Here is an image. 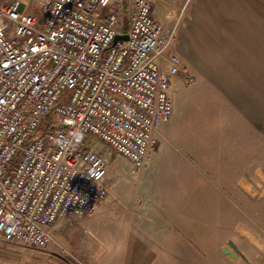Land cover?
<instances>
[{"label": "built area", "instance_id": "2783aa9c", "mask_svg": "<svg viewBox=\"0 0 264 264\" xmlns=\"http://www.w3.org/2000/svg\"><path fill=\"white\" fill-rule=\"evenodd\" d=\"M152 8L132 0L126 18L125 0L0 1L1 240L45 249L57 222L109 197L106 158L87 138L125 157L136 177L145 167L172 114V77L194 80L168 52L176 25ZM72 124L84 139L65 153L53 139Z\"/></svg>", "mask_w": 264, "mask_h": 264}, {"label": "crops", "instance_id": "0c3cea01", "mask_svg": "<svg viewBox=\"0 0 264 264\" xmlns=\"http://www.w3.org/2000/svg\"><path fill=\"white\" fill-rule=\"evenodd\" d=\"M161 9L153 15L166 28L182 12L168 52L194 81L171 98L134 183L53 231L74 234L79 264H264V0ZM159 140L186 149L159 150ZM228 239L248 262L220 251Z\"/></svg>", "mask_w": 264, "mask_h": 264}, {"label": "rangeland", "instance_id": "374dc122", "mask_svg": "<svg viewBox=\"0 0 264 264\" xmlns=\"http://www.w3.org/2000/svg\"><path fill=\"white\" fill-rule=\"evenodd\" d=\"M166 1L167 0H153V11L155 12V9L158 8V12L161 13V4H165ZM125 5V17L128 18L131 14L132 0H125ZM32 9L34 11H37V6L33 4ZM182 18L184 17L182 16V12H180L172 19V23L176 25V36ZM188 83L191 82H184L180 76H176V78L171 83L170 87L171 98H173L174 100L175 98L179 97L180 93L177 91L179 90V88L185 86ZM86 142L90 144L94 143V150H96L106 158L108 166L106 181L110 185V188L114 187L116 190L121 191L122 193L123 190L125 192V189H128L129 186L134 183L132 178H134L135 180L137 178L132 173V166L130 162L122 155L113 152L108 145L101 141H95L91 138H87ZM183 144L184 143H180V145L182 146ZM177 145L179 146V148L181 147L176 142L163 143L161 140H159L157 149L164 150L166 149L165 146L170 149H173ZM183 147L184 149H186L185 144ZM148 166H152L151 161L147 164V167ZM243 227L245 228V226ZM245 230L247 229L245 228ZM61 232L62 231L59 229V226H57L56 229H54L53 231L54 242L45 249H35L31 247H26L13 242H6L0 239V264H79L75 256L76 245L74 243V234H62ZM64 244L66 245L67 249ZM221 245L227 246L226 241L222 242ZM77 246H79L80 248L79 242ZM241 248L245 249V245L241 244ZM238 251L243 255L241 249L238 248ZM243 260L245 262H248L246 258Z\"/></svg>", "mask_w": 264, "mask_h": 264}, {"label": "clouds", "instance_id": "9594fccd", "mask_svg": "<svg viewBox=\"0 0 264 264\" xmlns=\"http://www.w3.org/2000/svg\"><path fill=\"white\" fill-rule=\"evenodd\" d=\"M109 0H101V3L107 4ZM72 131L67 135L55 137L53 142L65 153L74 151L84 139V130L74 124Z\"/></svg>", "mask_w": 264, "mask_h": 264}, {"label": "water", "instance_id": "95a60500", "mask_svg": "<svg viewBox=\"0 0 264 264\" xmlns=\"http://www.w3.org/2000/svg\"><path fill=\"white\" fill-rule=\"evenodd\" d=\"M117 39H126V36L125 35H116L113 42H115ZM226 243H227V246H222L220 248V251L222 253L228 254L232 258H237L238 256H240L242 259H245V257L241 253H239V251L236 247V244L234 243L233 240L228 239L226 241Z\"/></svg>", "mask_w": 264, "mask_h": 264}]
</instances>
